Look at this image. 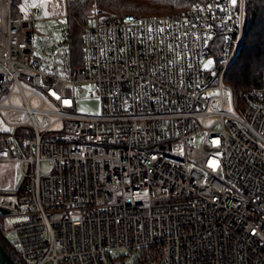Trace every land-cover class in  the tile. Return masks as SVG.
<instances>
[{
	"label": "built area",
	"instance_id": "obj_1",
	"mask_svg": "<svg viewBox=\"0 0 264 264\" xmlns=\"http://www.w3.org/2000/svg\"><path fill=\"white\" fill-rule=\"evenodd\" d=\"M69 1L0 0V162L20 176L1 235L24 264H264V71L239 94L223 80L246 0L92 11L80 61Z\"/></svg>",
	"mask_w": 264,
	"mask_h": 264
},
{
	"label": "trees",
	"instance_id": "obj_2",
	"mask_svg": "<svg viewBox=\"0 0 264 264\" xmlns=\"http://www.w3.org/2000/svg\"><path fill=\"white\" fill-rule=\"evenodd\" d=\"M198 0H70L71 17L66 23V36L72 52L80 61L82 27L92 11H100L109 19L136 16L181 13ZM245 28L240 50L224 74V82L235 94L262 87L264 71V0H246ZM0 244L16 264H24L19 253L0 232Z\"/></svg>",
	"mask_w": 264,
	"mask_h": 264
},
{
	"label": "rangeland",
	"instance_id": "obj_3",
	"mask_svg": "<svg viewBox=\"0 0 264 264\" xmlns=\"http://www.w3.org/2000/svg\"><path fill=\"white\" fill-rule=\"evenodd\" d=\"M34 46L35 52L37 55H42L44 49V42L41 39V36L38 31H34ZM226 100V108L230 109L228 102V94H225ZM19 104H21V100H18ZM31 105H35V101L30 100ZM77 110L80 113H93L98 110V101L96 99H86L81 96V98L77 101ZM18 118V116H16ZM26 119V117H23ZM44 171L48 170V164L42 163L41 165ZM20 182V176L18 172V168L13 162H0V191L6 192L15 189ZM13 236L9 237V240L12 241ZM134 258V254L125 258L126 264H131Z\"/></svg>",
	"mask_w": 264,
	"mask_h": 264
},
{
	"label": "water",
	"instance_id": "obj_4",
	"mask_svg": "<svg viewBox=\"0 0 264 264\" xmlns=\"http://www.w3.org/2000/svg\"><path fill=\"white\" fill-rule=\"evenodd\" d=\"M5 211L0 210V213H4ZM0 264H16L11 256L4 250V248L0 244Z\"/></svg>",
	"mask_w": 264,
	"mask_h": 264
},
{
	"label": "snow or ice",
	"instance_id": "obj_5",
	"mask_svg": "<svg viewBox=\"0 0 264 264\" xmlns=\"http://www.w3.org/2000/svg\"><path fill=\"white\" fill-rule=\"evenodd\" d=\"M26 2H27V0H26ZM231 3L233 4V6H235L236 3H237V0H231ZM31 6H32V7H35V6H36L35 2H33ZM22 10H23V9H22ZM211 64H212V61L209 60V61H208V64L205 65V67H208V66L211 65ZM65 103H68V101H65ZM217 143H218V141H217ZM210 166L213 167V168H216V167H218V164H217L215 161H213V162L211 163Z\"/></svg>",
	"mask_w": 264,
	"mask_h": 264
}]
</instances>
